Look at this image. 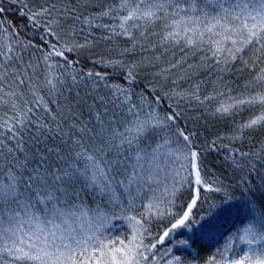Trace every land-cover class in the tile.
Here are the masks:
<instances>
[{"label": "snow or ice", "instance_id": "snow-or-ice-1", "mask_svg": "<svg viewBox=\"0 0 264 264\" xmlns=\"http://www.w3.org/2000/svg\"><path fill=\"white\" fill-rule=\"evenodd\" d=\"M207 3L212 4L213 0ZM128 6V0H122L121 8ZM191 7L199 8L195 0ZM216 7L220 14L212 16L213 23L207 27L213 36L221 37L213 41V57L227 51V62L238 58L252 44L264 49V0H216ZM164 8L163 3L138 0L122 18L121 34L128 33L125 25L129 21L158 19L157 13ZM55 10L53 4L28 19L39 27L38 17L50 18ZM66 11L69 20L80 19L72 10ZM4 12L5 8L0 5V14ZM229 17L239 23H231ZM51 23L55 21L43 26L44 34L36 44L19 43L23 49H47L43 59L50 71L43 87L55 99L46 101L39 95V86L33 83L28 69L19 63L22 55L18 56L11 44L0 46V109H7L0 115V264H88L89 261L157 264L152 250L157 244L163 245L177 229L192 232L195 224L201 237L211 238L218 231L221 217L234 211L237 189L250 217L240 239L250 247L239 259L229 261L221 257L218 261L213 257L207 264H264V202L255 198L257 193L264 196V147L229 151L227 162L240 173L234 186L222 179L209 181L207 173L202 174L201 153L193 143V133L177 128L172 133L175 140L161 135L171 131L178 114L150 112L141 120L139 113L128 106L129 93L121 85L106 83L107 75L76 71L75 62L69 60L67 53L84 45L61 43L62 37ZM217 27L223 31H214ZM188 43L193 41L189 39ZM60 61L72 68L70 84L65 85L63 73L57 75L52 71L61 66ZM9 68L15 70L9 71ZM126 79L129 84L133 81L131 70ZM102 81L106 92L101 89ZM257 82H264V74ZM29 94L32 100L25 98ZM257 99L264 103V95L238 103H255ZM159 102L157 97L156 103ZM125 107L135 117L133 120L125 117ZM230 107L221 105L217 111L226 113ZM258 127H264V113L242 125L241 131ZM156 137L161 142L147 143ZM169 164L176 167L170 170ZM161 171L165 173L163 199L153 191L154 185L161 184ZM169 175L171 187L167 184ZM185 184L193 189L190 202L182 212L171 213L170 227L150 246L144 244L145 230L134 216L128 217L131 239L124 237L106 244L95 232L86 234L83 230V221L102 223L113 209L131 208L147 191H153L154 199L160 203H172L179 198ZM201 191L216 193L218 202L210 204L207 214L196 220L193 209L201 199ZM88 196L93 202L98 201L95 208L85 203ZM146 207L151 213L155 205L149 203ZM157 214L163 213L157 209ZM192 243V237L177 241L182 247ZM172 260L182 264L180 256Z\"/></svg>", "mask_w": 264, "mask_h": 264}, {"label": "trees", "instance_id": "trees-1", "mask_svg": "<svg viewBox=\"0 0 264 264\" xmlns=\"http://www.w3.org/2000/svg\"><path fill=\"white\" fill-rule=\"evenodd\" d=\"M158 1L152 0L154 3ZM165 1L179 8L192 4L186 2L191 0ZM128 2V8H121L122 0H16L15 3L12 0H0V5L5 8V12L0 14V29H6L0 32V46L11 44L17 55H22L23 59L19 63L22 68L28 69L33 83L39 86V95L44 96L46 101L55 99L43 87L44 78L50 71L43 59V52L47 49H23L19 43L32 41L36 44L44 34L43 26L49 21H55L51 23V27L62 37L61 43L69 46L84 45L83 48L67 53L69 60L75 62L77 72L107 75L106 83L121 85L129 93L128 106L133 108L134 113H139L141 120L150 112L161 115L177 113L178 117L171 131L166 130L161 135L175 140L172 133L177 128L193 133V143L201 153L202 174L207 173L209 181L222 179L225 184L234 186L240 179V173L229 166V151H250L264 147V127L241 131L242 125L264 113V103L259 99L255 103H238L242 99L264 95V82H257V78L264 74V49L252 44L238 58L228 59L227 62L225 60L228 53L223 52L213 57L215 46L192 45L184 38L169 35L174 32L172 23L181 14L188 12L181 10L165 17L158 12V19L131 20L125 25L128 33L121 34L119 26L122 18L138 0ZM53 4L56 10L50 18L38 17L39 27L28 19L31 14ZM66 9L72 10L80 19L69 20ZM52 63L53 61H48V64ZM29 65L33 67L29 68ZM60 65L52 71L57 75L63 73L65 85L70 84L72 68L63 65L62 61ZM113 65L119 66L114 68ZM14 70L9 68V71ZM129 70L134 75L130 84L126 79ZM104 83L105 81L101 82V89L106 92L107 89H103ZM157 97L160 98L159 103H156ZM25 98L33 99L30 94ZM221 105L231 107L228 112L223 113L217 111ZM4 111L7 109H0V115ZM123 112L129 121L135 118L127 111V107ZM159 142L160 137H156L147 143ZM149 194L150 191H147L143 199L136 201L131 208L124 206L123 209H113L108 213L114 215L109 225L117 227L110 232L112 241L131 238L125 220L129 221L128 217L134 216L145 230L144 244L150 246L155 243L157 237L170 227L171 213L182 212L185 204L190 202L193 189L185 184L178 199L172 203H159V208L154 204L155 208L151 213L146 207L151 198ZM216 196V193L201 191V199L193 209L194 219L199 220L207 214L209 205L218 202ZM235 196L237 199L234 211L221 217L218 231L211 238L201 237L195 224L192 232L177 229L166 238L163 245L157 244V248L152 250L157 264H168L169 261L175 264L172 260L174 256H180L182 264H207L213 257L218 261L221 257L229 261L242 257L250 246L237 247L238 243L227 241L228 236L237 228L250 222L239 189ZM255 198L264 202V196L259 193ZM85 203L95 208L98 201L93 202V198L88 196ZM157 209L163 214H157ZM188 237H192L194 241L191 246L182 247L177 244L178 240Z\"/></svg>", "mask_w": 264, "mask_h": 264}, {"label": "rangeland", "instance_id": "rangeland-1", "mask_svg": "<svg viewBox=\"0 0 264 264\" xmlns=\"http://www.w3.org/2000/svg\"><path fill=\"white\" fill-rule=\"evenodd\" d=\"M186 0H184L185 2ZM188 3L193 4V0L186 1ZM229 2H232V0H229ZM157 3H163L165 4V8L162 11H159L163 17L168 16L170 14H176L180 10L182 12L188 11L185 15L181 14V16L172 23L173 30L174 32L179 33V38H184L185 41L188 42L189 39L193 41L191 43L192 45H197V46H215L213 41L215 40H220L221 37L219 36H213V33L207 31V27L213 23L211 17L212 16H218L220 14V10L218 7H216V0H213L212 4H208L207 0H195V3L199 6L198 9L193 10L191 5L192 4H187L185 6H182V8L179 6H174V5H169L170 2H167L165 0H159ZM199 9H203V11H200ZM177 11V12H176ZM208 13L207 16L204 15V13ZM229 21L231 23H239L238 21H232L231 17H229ZM214 31L216 32H221L223 29L217 27ZM177 37V36H176ZM226 47H230V45H226ZM224 53H228L225 51ZM176 165L169 164L168 168L171 170L175 168ZM161 168H163V165H161ZM182 175H185L182 173ZM161 184L160 186H153V191L155 192V196L162 198L164 196L163 193V186L165 183V173L161 171L160 177H159ZM177 180L180 179V177H176ZM167 184L169 187H171L172 184V178L169 175V178L167 180ZM159 189V190H158ZM153 191H150V201L149 203L156 204L157 208H159V201H155L153 197ZM155 208V207H153ZM115 213V212H114ZM114 216V215H113ZM112 215H107V219H105L102 223H97V222H92L91 224L89 221L85 220L82 222V227L83 230L86 234H92L95 232L97 236L100 237V239L104 240L105 243H111L112 242V237L110 232L114 231L117 227H111L109 225V221H111ZM126 223L128 224V228L130 230L131 224L128 220ZM248 224V223H247ZM247 224L242 225L241 227L237 228L234 233H232L230 236H228L227 241L230 243H238L237 247L239 246H244L248 245L244 243L240 237L244 235L242 229L247 226ZM99 229V231H96V229ZM131 239V238H130ZM88 264H99L98 261H89Z\"/></svg>", "mask_w": 264, "mask_h": 264}]
</instances>
